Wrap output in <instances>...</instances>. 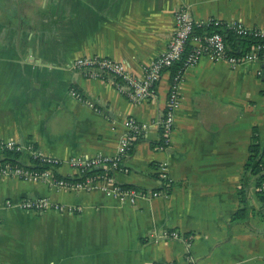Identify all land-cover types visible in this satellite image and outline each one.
I'll use <instances>...</instances> for the list:
<instances>
[{
  "label": "crops",
  "instance_id": "crops-1",
  "mask_svg": "<svg viewBox=\"0 0 264 264\" xmlns=\"http://www.w3.org/2000/svg\"><path fill=\"white\" fill-rule=\"evenodd\" d=\"M180 7L197 22L264 27V0H0V141L64 160L113 156L135 119L149 129L115 182L169 194L132 204L101 190L2 178L0 264H264V183L246 172L254 140L264 147V64L233 68L205 57L188 68L168 150L160 146L171 71L156 99L133 104L115 78L73 67L98 56L143 76L167 50ZM32 159L21 156L25 165ZM163 163L169 185L159 178ZM58 173L76 175L66 164ZM44 197L78 211L7 206ZM164 230L193 235L192 246L156 236Z\"/></svg>",
  "mask_w": 264,
  "mask_h": 264
},
{
  "label": "built area",
  "instance_id": "built-area-1",
  "mask_svg": "<svg viewBox=\"0 0 264 264\" xmlns=\"http://www.w3.org/2000/svg\"><path fill=\"white\" fill-rule=\"evenodd\" d=\"M174 20L175 28L167 50L155 59L151 65L145 68L143 76L136 75L122 62L98 56L82 57L73 64L76 70L81 71L84 76L89 79L115 78L120 92H122L133 104H141L156 99L157 87L163 74L170 71V69L184 57L183 69L171 79L170 83L167 107L161 121V150H168L172 146L176 113L181 105L180 87L183 82L184 72L188 68L198 65L205 57L211 60H225L233 68L246 63H264V51L261 57L257 54H248L242 58L229 55L225 38L216 30H214L213 33L195 34L198 28L204 30L208 27L219 28L226 26L234 30L239 36L252 34L255 37L264 38V27L248 29L239 22L226 24L215 19L197 22L192 17L190 11L185 7H180L176 10L174 13ZM263 48V46H258L254 50L260 52ZM71 93L79 100L86 101L76 90H72ZM90 106L94 107L92 104H90ZM126 126L128 133L121 140L119 151L113 156L70 158L64 160L43 156L33 145H24L14 140L0 141V151L8 150L20 153L21 156L27 151L32 154V160L53 165L58 169L66 164L76 172L74 177L84 176L94 168L105 170L103 175L86 177L82 182L73 183L66 180L70 179V177L64 179L56 178L52 170H37L22 165L3 163L0 164V179L15 178L24 181L41 182L47 184L50 188L74 192L101 190L121 201H127L132 204L139 200L152 201L156 198H167L169 194L165 191H136L124 188L115 182V174L125 170L123 164L127 153L136 142L145 137L149 129L147 124H142L135 119H129ZM159 178L163 184L166 183L165 185H169L171 182L168 173V165L166 163L160 166ZM7 206L9 208L16 207L35 212L54 210L58 212L67 211L75 213L78 211L76 208L53 202L46 197L25 199L16 204L9 202ZM156 236L159 238L179 239L188 250L192 246L194 239L193 235H187L178 230H164L157 233Z\"/></svg>",
  "mask_w": 264,
  "mask_h": 264
},
{
  "label": "trees",
  "instance_id": "trees-1",
  "mask_svg": "<svg viewBox=\"0 0 264 264\" xmlns=\"http://www.w3.org/2000/svg\"><path fill=\"white\" fill-rule=\"evenodd\" d=\"M214 30L222 34L223 37L225 38L226 44L229 46L228 54L231 56L242 58L248 54H257L259 57H261V55L263 54L264 48L260 52H257L254 49L258 46L264 47V38L255 37L252 34L239 36L234 30L226 26H222L219 28L208 27L204 30L198 28L195 34L201 35L203 33H213ZM183 59L184 57L182 58V60L177 62L170 69L172 78L183 69ZM263 76H264V67H263ZM249 152H250V156H249L248 163L246 165V172H249L253 174L254 176H257L259 180V186H261L264 183V147L261 146L257 140H254V142L250 146ZM3 163H9L12 165H22V166L37 169V170H52L56 178L58 179L66 178V177L61 176L58 173L59 169L57 167L50 165V164L39 162L37 160L36 161L31 160V163L26 166L21 161L20 153L8 151V150L0 151V164H3ZM104 173H105V170L94 168L90 170L87 174H85L84 176L74 177V178H70L66 180L73 182V183H77V182L84 181L86 177L100 176V175H103ZM122 187L133 189L136 191L146 192L145 190H142L134 186H122ZM167 188L168 187L164 186L163 190L169 191V189ZM260 195H261V200L264 202V193H261Z\"/></svg>",
  "mask_w": 264,
  "mask_h": 264
}]
</instances>
